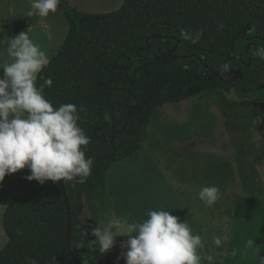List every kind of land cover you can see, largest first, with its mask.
<instances>
[{
  "label": "trees",
  "instance_id": "1",
  "mask_svg": "<svg viewBox=\"0 0 264 264\" xmlns=\"http://www.w3.org/2000/svg\"><path fill=\"white\" fill-rule=\"evenodd\" d=\"M58 7L68 21V33L39 74L37 86L51 80L44 96L54 108L72 103L85 109L78 123L90 138L85 155L93 165L85 183L63 182L71 211L70 244L82 264H105L109 253H99L92 243L74 200L82 197L98 221L97 204L107 199L106 172L141 148L157 108L226 88L249 94L264 82V61L255 55L264 48V0H123L116 11L104 14L78 11L65 0ZM247 25L251 30L245 38L236 37ZM181 30H202L203 35L193 44ZM154 35L165 39H152ZM148 38L149 49L141 50ZM248 44L252 45L245 53ZM144 64L132 83L134 71ZM100 84L107 85L98 88ZM105 112L110 122L104 120ZM113 147L116 154L102 160ZM257 151L254 161H264V143ZM18 176L11 189L20 195L3 214L6 243L0 249V264H28L30 257L38 264H75L66 248V208L56 182H18ZM81 242L84 247H78Z\"/></svg>",
  "mask_w": 264,
  "mask_h": 264
},
{
  "label": "rangeland",
  "instance_id": "2",
  "mask_svg": "<svg viewBox=\"0 0 264 264\" xmlns=\"http://www.w3.org/2000/svg\"><path fill=\"white\" fill-rule=\"evenodd\" d=\"M109 12L98 10L91 14ZM66 32L67 25L63 34L51 38L50 59L62 46ZM5 51L3 48L0 53ZM160 110L153 116L141 148L131 157L113 163L106 172L107 199L97 204L98 221L93 219L82 197L74 200L75 211L88 226L89 236L95 239L92 230L106 223L113 212L129 222H142L149 211L163 210L179 217L193 234L201 236L203 247L197 248L200 264L205 263L203 257L212 255L207 253L204 243L209 237L207 229L212 226L228 237L227 247L222 252L224 264H241V260L254 262L256 253L260 250L264 253L261 240L264 236V190L261 192L264 162L257 165L252 161L259 155L258 147L264 143V82L249 94L228 88L213 90ZM187 138L191 139L188 148L172 147V142ZM231 159L238 160L241 173L249 181L255 182L259 176L258 196L241 189L234 171L224 167V161ZM177 161L187 163V169L175 168ZM18 174V182H21L30 171L25 168ZM205 186L223 188L229 195L222 197L221 203L208 206L198 198L199 190ZM218 211H221L220 216ZM2 215L0 212V249L6 243ZM126 239V236L116 237L115 245L108 251L111 264H125L121 252L126 249L122 250L120 244ZM238 240L245 244L248 240L256 242L249 250L240 251L236 247ZM216 261L212 258L210 263ZM257 262L261 264L260 255Z\"/></svg>",
  "mask_w": 264,
  "mask_h": 264
},
{
  "label": "clouds",
  "instance_id": "3",
  "mask_svg": "<svg viewBox=\"0 0 264 264\" xmlns=\"http://www.w3.org/2000/svg\"><path fill=\"white\" fill-rule=\"evenodd\" d=\"M59 4L60 0H32L25 15L37 16L43 22L49 13L57 11ZM181 35L195 44L203 32L181 30ZM6 52L12 62L0 64V182L27 168L30 174L26 179L40 184L85 183L93 165V160L85 155L90 138L78 123L85 109L72 103L54 108L45 99L44 86H50L51 80L37 86V79L51 61L28 32L9 38ZM255 55L264 61V48H258ZM110 119L105 112L104 120ZM219 196L216 186H205L198 192V198L208 206L215 204ZM91 235L95 238L92 243L102 254L113 248L117 236H126L120 244L122 250L126 249L121 252L125 264H200L197 248L203 247L201 236L193 234L187 223L169 211H149L142 222H129L113 212ZM222 239L227 241L228 237H217L216 245ZM253 244V240L247 241L249 247ZM78 247H84L83 242ZM207 259L211 261L212 257ZM28 264L38 261L30 257Z\"/></svg>",
  "mask_w": 264,
  "mask_h": 264
},
{
  "label": "crops",
  "instance_id": "4",
  "mask_svg": "<svg viewBox=\"0 0 264 264\" xmlns=\"http://www.w3.org/2000/svg\"><path fill=\"white\" fill-rule=\"evenodd\" d=\"M72 8H75L78 11L81 12H90L94 13V11H103V12H114L116 11L122 4L123 0H65ZM32 0H0V50L3 48L6 50V46L9 43V38H14L16 35H18L20 32H28L29 38L37 45L40 46L41 50L45 51L46 54L49 56V50L52 47V40L51 38L55 37L56 34H63L65 30V26L67 25V32L69 29L68 21L64 15V12L62 8L58 7L57 11L55 13H49V16L41 22L40 18L37 16L28 17L25 15V13L30 9ZM114 10V11H112ZM109 12V13H110ZM58 30L57 32H55ZM65 35V37H66ZM58 52V51H57ZM56 55V53H55ZM12 62V58L8 56L7 52L0 53V64L3 63H10ZM3 76V69H0V77ZM182 102V101H181ZM180 103V102H179ZM176 103V104H179ZM169 105H175V104H166ZM166 105H163L159 108H157L154 113L152 114V117L150 119L148 128L150 126L151 120L157 110L159 111L161 108L166 107ZM148 135V130H147ZM147 139V138H146ZM191 143V139L188 138L184 141L174 143L172 142V147L175 149L179 148H188ZM155 146L159 143L155 142ZM153 146V145H152ZM163 148V145L161 146ZM149 157L152 159V157L149 155ZM257 165L262 164L264 161L255 162ZM185 165H188L185 162L177 161L174 166L177 169H180L181 167L184 169H187ZM224 167L231 169L234 171L237 182L242 189H246L250 194L259 195L258 189H256L261 184V180L259 176H256V181L252 182L249 181L243 173H241V165L238 163V160H225L223 163ZM257 170H255L256 172ZM18 173V172H17ZM172 174V173H171ZM16 173L7 175L2 182H0V212L1 214H4V211L10 201L13 199L14 196H16L17 192H12V184L14 181ZM189 175V174H188ZM253 180V179H252ZM188 185V184H187ZM190 188H192V185H188ZM263 186V188H262ZM264 190V185H261V192ZM219 199L215 202V204L221 203L223 200L222 197L227 196L229 194L226 193L225 189L219 188ZM222 198V199H221ZM225 199V198H224ZM213 212V211H212ZM223 211L222 213H224ZM221 211H218V216H220ZM215 215V212H214ZM213 218V217H212ZM3 219V215H2ZM208 225H206V228ZM198 232V231H197ZM207 233L209 234V237L207 241L205 240L204 243L207 247V253H211L210 255L212 258H215L217 261L214 263H210L207 257H203L204 264H224L222 259V252L227 247V241H223L218 246L215 243V240L217 237L223 238L225 234L221 233V230L217 229L215 226H212L211 229H207ZM218 233V235H216ZM263 239L264 243V236L261 237V240ZM256 242V241H254ZM264 245V244H263ZM236 247L242 251V250H249V246L245 243H240L238 240V243L236 244ZM253 247V246H251ZM214 252V253H212ZM218 252L219 254L215 253ZM261 250L256 253V260L252 262L251 260H241V264H258L257 257L261 256ZM219 261V262H218Z\"/></svg>",
  "mask_w": 264,
  "mask_h": 264
},
{
  "label": "water",
  "instance_id": "5",
  "mask_svg": "<svg viewBox=\"0 0 264 264\" xmlns=\"http://www.w3.org/2000/svg\"><path fill=\"white\" fill-rule=\"evenodd\" d=\"M250 30H251V27H250L249 25H247L246 27H244V28L238 33V35H237L236 37L241 36L242 38H245L246 33L249 32ZM151 38H152V39H160V40H164V39H165V37H160V36H157V35H154V36H152ZM151 38H148V39L146 40L147 45H146V47H145L144 49H141V50L146 51V50L149 49V40H150ZM233 41H234V40H233ZM233 41H232V43H231V48H232ZM251 45H252V44H248V45H247L246 50H245V53H247V52L249 51ZM177 46H178V42L176 43V45H175V47L173 48V50H172L171 52H169V55H170V56H171V54L176 50ZM251 57H252V54L249 55L248 63L246 64L247 66L250 65ZM174 58L185 59V57H175V56H174ZM186 58L188 59L189 57H186ZM146 61H147V63H149V62L151 61V59H150V58H147ZM116 64H117V62H115V64L113 65V68L116 66ZM204 66H205V65H204ZM144 67H145V64H144L142 67H140V68H138L137 70L134 71V80L132 81V83H134V81H135L136 73H137L140 69H142V68H144ZM205 67H206V66H205ZM113 68H112V69H113ZM206 68H207V67H206ZM235 75H237V72H235ZM111 76H112V72H110V79H111ZM110 79H109V81H110ZM109 81H108V82H109ZM106 85H107V84H100V85L98 86V88H104ZM138 110H139V109L136 108V111H138ZM127 118H128V116H126V118H125L124 127L121 129L120 133L124 130V128H125V126H126V124H127ZM111 144H112V141H111ZM115 154H116V148L113 147V152H112V154H111L110 156H107V157L102 158V160H108V159H110L111 157H113ZM99 161H100V160H96V163L99 162ZM56 184H57L58 188H59L60 191H61L62 200H63V203H64L65 208H66V218H67L66 248H67V251H68V253H69V255H70L72 261H73L75 264H82V262H81V261L75 256V254L73 253L72 248H71V244H70L71 211H70V206H69L68 198H67V195H66L65 187H64L63 181H57ZM108 263H109V257H108V255H107V257H106V261H105V264H108Z\"/></svg>",
  "mask_w": 264,
  "mask_h": 264
},
{
  "label": "flooded vegetation",
  "instance_id": "6",
  "mask_svg": "<svg viewBox=\"0 0 264 264\" xmlns=\"http://www.w3.org/2000/svg\"><path fill=\"white\" fill-rule=\"evenodd\" d=\"M108 257H109V255H108Z\"/></svg>",
  "mask_w": 264,
  "mask_h": 264
}]
</instances>
